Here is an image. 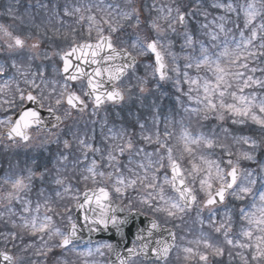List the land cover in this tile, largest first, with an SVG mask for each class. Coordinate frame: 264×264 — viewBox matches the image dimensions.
Instances as JSON below:
<instances>
[{
    "label": "snow or ice",
    "instance_id": "snow-or-ice-1",
    "mask_svg": "<svg viewBox=\"0 0 264 264\" xmlns=\"http://www.w3.org/2000/svg\"><path fill=\"white\" fill-rule=\"evenodd\" d=\"M21 5L0 13V145L23 151L0 164V264H264V0ZM74 208L90 232L151 217L125 255L79 248Z\"/></svg>",
    "mask_w": 264,
    "mask_h": 264
},
{
    "label": "rangeland",
    "instance_id": "rangeland-1",
    "mask_svg": "<svg viewBox=\"0 0 264 264\" xmlns=\"http://www.w3.org/2000/svg\"><path fill=\"white\" fill-rule=\"evenodd\" d=\"M33 2H34V0H22L21 6H27V4L33 3ZM8 3H9V0H0V13L4 12V10H5L4 5L7 6ZM23 10L24 9H21V11H23ZM0 23L8 24V23H10V20L6 16L0 15ZM149 56L143 57V58H145V61H143V63L151 61L152 57L150 56L151 57L150 58ZM54 61H55L56 66L60 67L59 57H55ZM143 63H142V65H143ZM142 65H141V67H142ZM166 88H169V85H165L164 89H166ZM11 153L14 154L13 158H11ZM20 154H23L22 150L19 152H11V151L5 150L4 147L2 145H0V164H3L5 166L9 160L17 158V156ZM263 155H264V153H263ZM41 162H43V161H41ZM72 215H73V212H72ZM9 248H10V246H9ZM12 251H14V250H12Z\"/></svg>",
    "mask_w": 264,
    "mask_h": 264
},
{
    "label": "water",
    "instance_id": "water-1",
    "mask_svg": "<svg viewBox=\"0 0 264 264\" xmlns=\"http://www.w3.org/2000/svg\"><path fill=\"white\" fill-rule=\"evenodd\" d=\"M84 67H86V70L89 71V66H84ZM28 106L32 107V108H37V110H39L38 107L36 106V104L33 103V102H29ZM42 115H43V118H44L45 117L44 113ZM51 120H52V117L50 119L46 120V121H51ZM76 217H77V220H78L77 223L80 226V232H79L80 239L78 241H87L89 230L87 231L88 226L83 221L82 211L81 212H77ZM141 226H142V224H141Z\"/></svg>",
    "mask_w": 264,
    "mask_h": 264
}]
</instances>
